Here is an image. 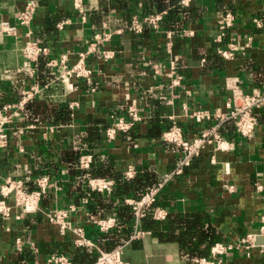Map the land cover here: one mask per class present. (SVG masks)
Returning <instances> with one entry per match:
<instances>
[{
  "label": "crops",
  "instance_id": "crops-1",
  "mask_svg": "<svg viewBox=\"0 0 264 264\" xmlns=\"http://www.w3.org/2000/svg\"><path fill=\"white\" fill-rule=\"evenodd\" d=\"M24 1L0 0V108L20 101L35 85L42 90L30 101V109L28 102L17 112L9 146L0 149V181L22 180L30 192L38 189L40 178L48 177L51 187L42 196L36 214L17 219L19 211L14 209L12 217H0V264H47L49 256L69 255L77 249L72 233L61 235L45 218L46 212L71 206L76 208L70 216L72 224L82 225L86 236L105 250L99 241L101 234L107 233L99 232L91 221L115 215L97 208L98 202L88 194L90 178L77 172L82 169L81 159L91 156V166L124 175L134 167L137 174L132 179L153 172L161 181L182 156L179 147L161 140L166 130L176 124L191 140L215 122L197 123L189 118V112L225 110L231 96L227 78H238L250 92L260 89L264 82V29L251 23L254 16L262 15L264 0H193L190 7H182L180 0H36L33 38L47 46L50 58L56 61L64 57L73 65L96 34H111L105 46L116 52L115 57L105 61L99 53L93 55L92 82L77 80L73 89L57 81L52 70L51 80L41 83L38 65L36 75H31L33 64L22 50L27 28L17 21ZM227 10L235 14L236 21L224 41L218 43V18ZM162 11H168V16L160 32L145 28L136 34L128 29L134 16L143 18ZM3 21L18 26L16 36L3 32ZM64 21L67 24L60 29L58 25ZM250 37L254 40L247 47ZM229 44L239 49L226 59L217 50L229 49ZM172 62L183 79L181 88L173 92L167 78ZM36 101L48 112L38 109ZM56 106L62 115L58 120L52 113ZM131 107L144 120L109 139L107 130L118 118L131 122ZM257 123L252 140L240 137L233 123L224 124L220 131L229 149L206 148L182 175L167 183L166 202L162 197L154 208L166 212L165 219L157 220L166 227L172 225L175 214L181 230H187L197 218L202 230L213 228L218 239L209 246L208 254L189 258L178 242L161 241L144 230L147 235L143 239L123 247L125 261L201 264V259L215 260L212 248L217 243L236 245L251 234L264 238V113ZM156 129L159 134L150 135ZM115 193L100 195L105 202L118 201ZM133 194L131 191L128 197L135 198ZM9 202L13 204V199ZM18 240L21 250L16 246ZM256 242L249 248L236 246L224 257V264H264V244ZM82 250L90 254L92 264L97 249Z\"/></svg>",
  "mask_w": 264,
  "mask_h": 264
},
{
  "label": "built area",
  "instance_id": "built-area-1",
  "mask_svg": "<svg viewBox=\"0 0 264 264\" xmlns=\"http://www.w3.org/2000/svg\"><path fill=\"white\" fill-rule=\"evenodd\" d=\"M193 0H180L182 7H190ZM38 9L36 0H26L18 10V25L27 28L25 34V43L23 47L24 57L33 64L31 75L37 73V65L41 58H45L48 66L56 74V80L62 82L67 88L73 89L75 81L82 80L91 83L94 75V69L90 66V60L93 55L100 54L105 61L113 59L116 52L105 46L110 39L111 34L101 33L93 37V41L89 44L87 50L78 55V60L73 65H69L66 58L59 61L50 58L49 48L40 40L33 38L32 23L35 19ZM262 15H256L251 19V23L256 28L264 29V7ZM168 11L150 13L143 18L134 16L128 25L131 32L139 34L145 28H150L154 32H160L162 24L165 20ZM236 21L235 14L227 10L219 16L217 29L219 35L216 38L218 43H222L227 37L228 32L234 26ZM67 21L61 22L58 27L64 28ZM18 26L9 24L3 21L2 30L5 34L16 36ZM168 37L171 38L170 32ZM254 37L248 38L247 47L252 45ZM170 45V44H168ZM170 47V46H169ZM102 48V49H101ZM229 49L217 50L218 54L224 58H231L239 49L237 45L229 44ZM168 88L173 92L181 88L183 84L182 76L177 74V66L175 62L171 63V70L167 74ZM226 88L231 91L230 98L225 103V110L218 108L215 112L210 110H192L188 116L197 123H205L214 121V125L204 129L197 137L193 139L185 138L183 130L176 124L166 130L161 140L175 144L182 151V156L176 164L174 170L162 177V180L155 187L150 188L141 198H120L118 203H123L131 207V212L135 216L134 231L127 241H124L121 246L111 251H104L98 248L94 242L85 234V229L82 225L72 224L70 221L71 213L75 211V207L71 206L68 209L49 211L45 213V218L52 225L59 228L60 234L65 236L72 233L75 236V246L79 248H96L98 255L92 264H130L122 258V249L125 245L136 240L143 239L147 233L141 228V219L147 214V210L152 208L157 201L158 195L167 185V183L175 176L182 175L185 169L191 166L195 159L200 158L206 148L214 146L217 151L228 150L227 142L221 134V127L226 123H233L236 132L240 137L246 140H252L257 129V118L255 112L264 109V82L258 90L246 91L238 78H227ZM42 89L39 85L33 86L31 89L23 93L22 98L18 102L8 103L0 108V149H5L9 146L11 135L15 130V120L17 112L24 108L28 102L33 100ZM131 122L125 118H118L112 127L107 130L109 139H113L117 131L127 132L136 122L143 121L138 111L135 108L129 109ZM92 163L91 156H86L80 161V168L88 169ZM137 171L134 167H130L125 175L126 178L132 179L136 176ZM115 180L105 177H92L87 180V188L92 191L106 196H112L115 191ZM51 187L48 177H43L38 180V189L34 191H26L24 182L13 178H6L0 181V217L10 218L13 215L14 209H18L19 215L17 219H22L26 215L36 214L40 211V201L42 196ZM13 199V204L9 201ZM153 218L163 220L166 217V212L162 209H156L152 212ZM99 232L108 233L118 227V219L116 216H108L97 218L91 221ZM264 231V227H262ZM257 235H247L238 244H223L217 243L212 248V255L215 260L201 259V264H224V257L229 254L237 246H245L247 248L254 246ZM16 246L21 250L22 242L16 241ZM47 264H74L69 255L53 254L46 260Z\"/></svg>",
  "mask_w": 264,
  "mask_h": 264
},
{
  "label": "trees",
  "instance_id": "trees-1",
  "mask_svg": "<svg viewBox=\"0 0 264 264\" xmlns=\"http://www.w3.org/2000/svg\"><path fill=\"white\" fill-rule=\"evenodd\" d=\"M38 69V78L41 83L51 80V68L48 66L45 58L40 59ZM35 103L37 104L38 109L46 113L48 112V108L43 103H38V101ZM27 106L30 109L31 102L27 104ZM52 113L57 120L59 116H62L58 111L57 106L53 108ZM263 113L264 109L257 110L255 112L256 118L261 119ZM158 134L159 132L157 129L150 132V135L152 136ZM77 172L86 179L91 177H106L114 179L116 181L115 197L117 199L131 196V191L134 193L132 195L133 197L141 198L150 188L157 186L160 182L159 178L153 172H145L136 179L128 180L125 175L120 172H114L111 168L100 167L97 165H92L88 170L78 169ZM166 191L167 189L164 187L154 206L147 210V214L141 219V228L150 235L158 237L161 241L178 242L181 246L183 255L189 258L206 256L209 251V246H211V244H213L218 238H216V233L213 228L204 227V230H202V222H200V218L190 222L187 230H181V225H179L181 221L175 214L171 216L174 221L170 227H166L162 222L153 218L152 212L156 206L160 205L162 197L165 198L164 202H166ZM88 194L98 202L96 205L97 208H104V210L112 212L118 219V227L115 231L110 234H101L99 243L105 248V250H112L118 245H122L125 240L130 238L134 228L135 216L131 212V207L112 200L105 202L102 200V196L99 193L91 192L89 189ZM82 249L83 248L77 247V249L69 254L74 264H90L91 261H93L90 254Z\"/></svg>",
  "mask_w": 264,
  "mask_h": 264
},
{
  "label": "water",
  "instance_id": "water-1",
  "mask_svg": "<svg viewBox=\"0 0 264 264\" xmlns=\"http://www.w3.org/2000/svg\"><path fill=\"white\" fill-rule=\"evenodd\" d=\"M256 244H264V238H257V242H256Z\"/></svg>",
  "mask_w": 264,
  "mask_h": 264
},
{
  "label": "rangeland",
  "instance_id": "rangeland-1",
  "mask_svg": "<svg viewBox=\"0 0 264 264\" xmlns=\"http://www.w3.org/2000/svg\"><path fill=\"white\" fill-rule=\"evenodd\" d=\"M128 240V239H127ZM127 240H125V241H127ZM121 246V245H120ZM118 248V247H117ZM116 249V248H115ZM102 250H104V249H102ZM114 250V249H113ZM104 251H111V250H104Z\"/></svg>",
  "mask_w": 264,
  "mask_h": 264
}]
</instances>
